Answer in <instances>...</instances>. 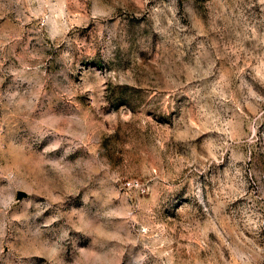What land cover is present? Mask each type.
I'll use <instances>...</instances> for the list:
<instances>
[{
	"label": "clouds",
	"instance_id": "clouds-1",
	"mask_svg": "<svg viewBox=\"0 0 264 264\" xmlns=\"http://www.w3.org/2000/svg\"><path fill=\"white\" fill-rule=\"evenodd\" d=\"M98 3L0 0V10L14 11L17 21L0 33V264H79L90 252L103 264H160L154 229L141 227L157 217H183L216 233L212 264H264V81L236 83L243 68L232 61V86L218 87L219 61L231 50L220 48L225 36L255 40L245 59H264V0H207L211 13L205 0H104L103 17ZM53 21L64 30L54 34ZM89 47L94 54L85 56ZM154 58L155 79L106 85L100 96L70 95L85 73L105 77ZM49 64L42 76L32 71ZM122 112L142 113L145 131L135 120L121 122ZM149 117L167 127L163 149ZM109 126L123 135H106ZM118 138L137 156L142 144L157 172L129 184L138 202L113 228V195L123 191L112 172L120 164ZM177 154L193 161L186 171L168 166ZM61 169L75 177L74 191L58 182L47 198L37 195L33 175Z\"/></svg>",
	"mask_w": 264,
	"mask_h": 264
},
{
	"label": "rangeland",
	"instance_id": "rangeland-1",
	"mask_svg": "<svg viewBox=\"0 0 264 264\" xmlns=\"http://www.w3.org/2000/svg\"><path fill=\"white\" fill-rule=\"evenodd\" d=\"M207 0H205V11L211 13L212 9L207 8ZM107 9L104 7V0H99L98 6L96 8V13L103 17ZM60 16L64 15L63 9L59 12ZM16 13L14 11L8 12L7 15L0 10V33H3L7 27L11 24H15ZM74 23H79L75 19V14H73ZM220 23V21H217ZM54 34H58L64 30V23H56L53 21L52 24ZM225 45H227L231 50L227 55L223 56L218 64L221 73L223 74L219 78L218 87L221 89L231 87L232 80L234 77L231 75V68L233 67L232 61H235L243 71L240 73V78L236 79V83L243 81L244 83L252 84L254 83L253 78H255V84L258 86L260 81H264V59L256 60H247L245 59V50L252 51L253 46L256 45L255 40L240 39L235 36H225L220 42V48L223 51ZM187 46V45H185ZM260 49L257 48V51ZM94 48H87L84 50L85 56H91L94 54ZM160 54L158 53L157 56ZM158 61L154 58L153 61H149L148 64H142L141 62H135L131 67L125 70L119 68H113L105 77H101L98 73L95 74L92 78H89L87 73L81 76V83L72 85L73 91L70 93L71 96L75 97L82 95L84 92H92L97 96L103 94V90L106 85L115 86V85H135L136 79L141 81L146 80L148 77L155 79L156 74L159 69L155 67V64ZM151 65V66H150ZM52 65H47L45 68H33L32 71L37 77L45 74L46 71H51ZM138 74V75H137ZM26 75V74H22ZM139 87H147L146 84L141 83L136 85ZM254 86L252 89V94H256L257 87ZM264 95V93H260ZM243 111L247 112V108H244ZM112 121V124L117 123L115 115L109 118ZM144 116L142 113H137L133 115L132 113L122 112L119 116L121 122H129L135 120L139 124V132H144ZM149 123L152 125L154 134L156 137L155 143L164 148L166 142L169 140V133L167 127H164L161 130V127L151 121V118H148ZM261 121H257L256 124L251 125V129L254 132L256 125L260 124ZM227 127V125H226ZM108 136L113 134L120 137L123 135V128L121 132H117L116 128L109 126L105 133ZM127 135L129 137L133 136L134 133L131 129L127 130ZM184 135L183 133H178V136ZM115 146L119 149L118 157L120 164L112 166L113 179L117 183L118 187H123V191L119 194L113 195V200L115 201V206L111 210V219L117 223L113 225V228L122 227L128 220L129 213L132 212L131 205L134 202H138L137 195H134L129 190V184L135 180L139 184H143L146 180H150L151 177L148 175L149 170L152 175H155L157 172L156 167L152 164L151 159L147 158L148 154L145 152L143 145L138 146L139 156L132 151L133 145L130 144L127 139L121 144L120 139L118 138L115 142ZM127 153V154H126ZM193 161L189 160L186 156L182 154H177L174 158L169 156L167 160L168 166L173 172L180 173L181 171H186L185 165H191ZM92 166L91 164L89 165ZM123 167L126 169L127 174H119L120 168ZM75 177L68 169H61L55 176H49L46 172H40L38 175L34 174L32 177L33 185L35 186V191L37 195L43 196L44 198L48 197V188L56 185L58 182L63 184L64 187L72 192L75 189L74 185ZM255 186H251L249 190L254 191ZM151 196L157 195L155 187L150 190ZM140 199L145 198V193L141 192L138 194ZM4 198L3 194H0V201ZM69 217L72 216L70 212ZM79 221V216H78ZM154 229L153 235H155L160 246L161 261L160 264H212V257L214 255L213 248L215 243L218 241V235L216 233H209L202 226H198L194 221L185 220L183 217L180 219L175 218H153L150 224L141 225L142 228ZM102 235L108 238L116 236L115 231H106ZM245 236H248L250 239L251 236L249 233H245ZM243 239V237H241ZM209 240H212L214 243L212 246L209 245ZM239 243V241H237ZM52 255H55V249L49 250ZM218 253H223L226 257L229 256L228 248H220L216 250ZM243 255V253H241ZM79 264H103L102 261L96 259L94 252H90L88 255L84 256ZM235 264H242V261H237Z\"/></svg>",
	"mask_w": 264,
	"mask_h": 264
}]
</instances>
